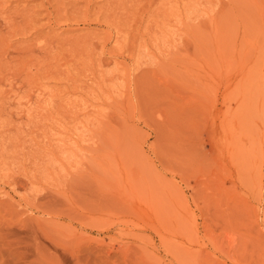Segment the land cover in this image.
I'll list each match as a JSON object with an SVG mask.
<instances>
[{
	"label": "rangeland",
	"instance_id": "rangeland-1",
	"mask_svg": "<svg viewBox=\"0 0 264 264\" xmlns=\"http://www.w3.org/2000/svg\"><path fill=\"white\" fill-rule=\"evenodd\" d=\"M0 264H264V0H0Z\"/></svg>",
	"mask_w": 264,
	"mask_h": 264
}]
</instances>
